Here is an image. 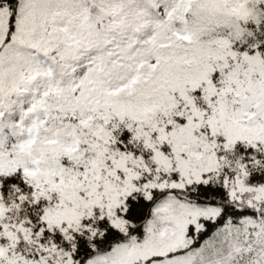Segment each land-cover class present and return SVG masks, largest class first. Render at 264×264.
Listing matches in <instances>:
<instances>
[{"label": "snow or ice", "instance_id": "snow-or-ice-1", "mask_svg": "<svg viewBox=\"0 0 264 264\" xmlns=\"http://www.w3.org/2000/svg\"><path fill=\"white\" fill-rule=\"evenodd\" d=\"M0 264H264V0H0Z\"/></svg>", "mask_w": 264, "mask_h": 264}]
</instances>
